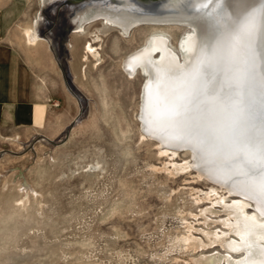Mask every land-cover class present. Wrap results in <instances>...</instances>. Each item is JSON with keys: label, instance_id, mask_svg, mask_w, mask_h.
<instances>
[{"label": "rangeland", "instance_id": "374dc122", "mask_svg": "<svg viewBox=\"0 0 264 264\" xmlns=\"http://www.w3.org/2000/svg\"><path fill=\"white\" fill-rule=\"evenodd\" d=\"M88 1L61 3L57 13L39 0L2 3L18 16L28 14L12 20L20 27L42 12L41 39L50 40L45 51L54 66L37 65L25 49L1 50V69L11 70V92L18 95L11 101L33 108L31 85L37 128H0V264H195L202 254L222 251L217 245L194 250L185 242L189 234L207 241L202 231L224 228L217 222L224 214L208 212L209 221L201 215L213 206L214 198L203 193L214 186L193 172L173 177L157 169L169 157L139 130L144 78H131L121 67L149 28L123 37L98 22L74 38L67 11ZM167 30L176 46L183 28ZM86 42L96 57L86 54ZM40 78L47 79L43 90ZM188 156L181 151L175 161Z\"/></svg>", "mask_w": 264, "mask_h": 264}, {"label": "bare ground", "instance_id": "6f19581e", "mask_svg": "<svg viewBox=\"0 0 264 264\" xmlns=\"http://www.w3.org/2000/svg\"><path fill=\"white\" fill-rule=\"evenodd\" d=\"M68 1L79 2L39 0V4L40 7L51 6L53 13H57L59 5ZM228 2L225 0L226 4ZM244 2L258 5L259 0ZM205 3L207 7H201ZM227 11L230 15L233 12L231 8ZM67 12L74 38L81 37L98 22H102L103 27L118 29L123 37L142 26L149 28L150 33L143 45L127 54L121 63L129 77L140 74L144 78L137 113L141 135L155 143L159 155L169 157L164 166L157 167L159 171L168 172L173 177L193 172L197 180H206L214 186L209 193H203V199L214 198L213 206L201 212L207 221L210 220L206 216L208 212L224 214L217 221L224 227L220 232L202 231L207 241L191 234L185 238L187 246L194 250L216 245L222 249L214 254H202L194 263L264 264V199L251 190L254 177L249 166L242 164L239 156L234 157L226 148L218 150L207 144L206 151L194 149L183 139L187 129L165 115L166 97L185 92L195 83L193 77L198 72L205 78L208 72H213L218 81L230 82L233 87L225 91H238L241 98L247 93V56L243 43L232 41L224 33L222 8L216 0H92ZM45 26L46 20L41 12L23 30L22 38L28 57L42 67L47 63L54 66L48 54L50 40L41 39L40 30ZM174 27L184 30L176 46L172 45L167 30ZM70 44L73 50L75 44ZM83 45L87 55L97 56L92 42ZM1 54L0 50V60ZM84 58L86 60L87 56ZM261 67L258 61L256 71L260 72ZM40 79V89L43 90L48 86L47 79ZM107 99L103 96L104 107L108 106ZM248 148L251 149L252 145ZM181 151L189 156L178 163L175 157ZM214 205H220L221 209H215Z\"/></svg>", "mask_w": 264, "mask_h": 264}, {"label": "snow or ice", "instance_id": "6c2138e0", "mask_svg": "<svg viewBox=\"0 0 264 264\" xmlns=\"http://www.w3.org/2000/svg\"><path fill=\"white\" fill-rule=\"evenodd\" d=\"M222 8L221 27L234 42H242L247 56V93L241 98L226 80L213 72L207 78L199 72L195 83L182 93L166 97L167 119L187 129L185 143L206 151L211 144L228 149L249 166L254 177L251 190L264 199V0L258 5L244 0H216ZM207 7V4H201ZM228 8L233 10L230 15ZM258 61L262 65L257 72ZM248 145H252L249 149Z\"/></svg>", "mask_w": 264, "mask_h": 264}, {"label": "crops", "instance_id": "0c3cea01", "mask_svg": "<svg viewBox=\"0 0 264 264\" xmlns=\"http://www.w3.org/2000/svg\"><path fill=\"white\" fill-rule=\"evenodd\" d=\"M15 1L16 0H0V50L10 52L15 50H23L21 45L24 44V40H21L23 41L21 44L20 39L23 38V30L27 26H16L12 20H16L17 18H28V14L24 12L18 16V12L12 11L11 9L7 10L6 6H2L3 2L13 3ZM41 31H43V29ZM11 75V70L5 73L4 69L2 70L0 65V128L5 125H14L17 127L30 126L32 128H37V126L34 124L36 115V98L31 95V85L28 89V102L33 105V108L30 109L22 103H20L21 105L18 104V106L13 101H11V99L14 97L18 98L17 94L11 92ZM4 79H6L5 85H7L6 87L8 89V96L6 98H2V92L4 88H6L4 87ZM21 100L22 98L18 99L19 102H21Z\"/></svg>", "mask_w": 264, "mask_h": 264}, {"label": "water", "instance_id": "95a60500", "mask_svg": "<svg viewBox=\"0 0 264 264\" xmlns=\"http://www.w3.org/2000/svg\"><path fill=\"white\" fill-rule=\"evenodd\" d=\"M69 3H79V2H77V1H70Z\"/></svg>", "mask_w": 264, "mask_h": 264}]
</instances>
